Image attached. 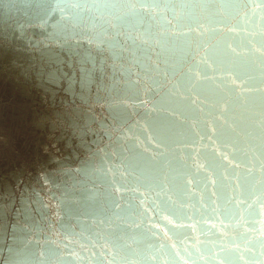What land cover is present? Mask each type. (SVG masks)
<instances>
[{"label": "water", "instance_id": "1", "mask_svg": "<svg viewBox=\"0 0 264 264\" xmlns=\"http://www.w3.org/2000/svg\"><path fill=\"white\" fill-rule=\"evenodd\" d=\"M260 0H0V264H264Z\"/></svg>", "mask_w": 264, "mask_h": 264}, {"label": "snow or ice", "instance_id": "2", "mask_svg": "<svg viewBox=\"0 0 264 264\" xmlns=\"http://www.w3.org/2000/svg\"><path fill=\"white\" fill-rule=\"evenodd\" d=\"M159 3V0H153V3L149 4V7L156 6ZM259 7L264 8V0H260ZM262 46H264V42H262Z\"/></svg>", "mask_w": 264, "mask_h": 264}]
</instances>
